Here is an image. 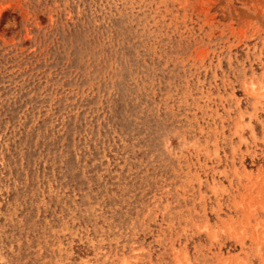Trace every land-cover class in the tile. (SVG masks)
I'll return each mask as SVG.
<instances>
[{
  "label": "rangeland",
  "instance_id": "374dc122",
  "mask_svg": "<svg viewBox=\"0 0 264 264\" xmlns=\"http://www.w3.org/2000/svg\"><path fill=\"white\" fill-rule=\"evenodd\" d=\"M0 264H264V0H0Z\"/></svg>",
  "mask_w": 264,
  "mask_h": 264
}]
</instances>
